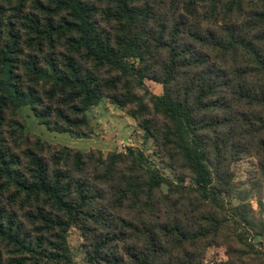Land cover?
Masks as SVG:
<instances>
[{
	"label": "trees",
	"instance_id": "16d2710c",
	"mask_svg": "<svg viewBox=\"0 0 264 264\" xmlns=\"http://www.w3.org/2000/svg\"><path fill=\"white\" fill-rule=\"evenodd\" d=\"M0 2L33 8L20 41L0 5V264H73L69 226L86 264H264V221L224 196L237 158L264 180V0ZM134 77L161 92L138 95ZM102 95L133 105L175 181L131 148L52 144L10 118L2 134L24 103L83 134ZM211 245L225 258L204 260Z\"/></svg>",
	"mask_w": 264,
	"mask_h": 264
},
{
	"label": "rangeland",
	"instance_id": "374dc122",
	"mask_svg": "<svg viewBox=\"0 0 264 264\" xmlns=\"http://www.w3.org/2000/svg\"><path fill=\"white\" fill-rule=\"evenodd\" d=\"M29 3L25 2L24 9L16 11L14 3L0 2L4 21L11 19L12 26L21 33L20 41L24 37L22 35L24 26L22 20L25 21L24 14L33 10ZM16 16L18 17L16 18ZM132 80L135 81L137 78L134 77ZM26 81L28 80L26 79ZM38 87L39 85L36 86V88ZM161 90V83L155 80L143 78L139 83L135 81L134 91L140 96L157 94ZM38 93L41 94L42 90H39ZM131 105L119 106L107 95H102L84 111L88 125L84 127L85 133L78 134L47 127L40 117L35 115L31 105L24 103L8 113L7 122L5 121L8 125L2 127V134L10 127V118L22 124V132L34 133L40 139L52 144L65 145L79 150L94 148L98 149L103 156L110 151L125 152L128 148H131L135 151H140L146 159V163L156 167L167 180L175 181L177 178L174 170L167 165L168 163L159 148L140 126V116L132 117L129 114ZM7 143L12 146V142L9 139H7ZM122 143H124V146ZM229 168L231 175L228 185L224 187L225 199H228L232 204L243 203L248 206V216L254 219L253 223L256 224L257 219L264 221V180L255 172V158L252 156L237 158L230 163ZM180 182L189 184L192 181L185 176ZM161 186L163 189L166 188L165 184ZM65 239L72 263L86 264L79 230L74 226H69ZM259 240H262L260 246L264 250V233ZM241 255L246 261L247 251L244 250ZM4 257H6L5 253H3ZM224 258V249L219 245L208 246L204 252V260Z\"/></svg>",
	"mask_w": 264,
	"mask_h": 264
},
{
	"label": "built area",
	"instance_id": "2783aa9c",
	"mask_svg": "<svg viewBox=\"0 0 264 264\" xmlns=\"http://www.w3.org/2000/svg\"><path fill=\"white\" fill-rule=\"evenodd\" d=\"M122 145L124 146V143H122Z\"/></svg>",
	"mask_w": 264,
	"mask_h": 264
}]
</instances>
